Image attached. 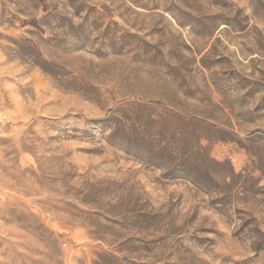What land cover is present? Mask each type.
<instances>
[{
    "label": "rangeland",
    "instance_id": "rangeland-1",
    "mask_svg": "<svg viewBox=\"0 0 264 264\" xmlns=\"http://www.w3.org/2000/svg\"><path fill=\"white\" fill-rule=\"evenodd\" d=\"M0 264H264V0H0Z\"/></svg>",
    "mask_w": 264,
    "mask_h": 264
},
{
    "label": "trees",
    "instance_id": "trees-1",
    "mask_svg": "<svg viewBox=\"0 0 264 264\" xmlns=\"http://www.w3.org/2000/svg\"><path fill=\"white\" fill-rule=\"evenodd\" d=\"M31 47V46H30ZM33 50V49H32ZM16 55L22 57L25 60H28L30 63H32L35 67L39 68L41 71H44L45 73L48 72L47 65L45 61H42V55L36 51L34 55H31L29 51H26L22 49L21 47L16 45V50L14 51ZM54 75V74H51ZM177 143H179L180 138L176 139ZM164 145V151L167 152L166 157H159L157 161L154 162H163L166 164L167 168L165 169L164 177L166 179L175 180L177 178H182L185 180L190 181L191 183H194L196 185H202V181H200L199 172H190L186 170H182V165H184L187 161L186 158L189 156L184 153H180L178 147H176V143L172 141H168L166 144L162 143ZM157 166L162 167V163H156Z\"/></svg>",
    "mask_w": 264,
    "mask_h": 264
}]
</instances>
